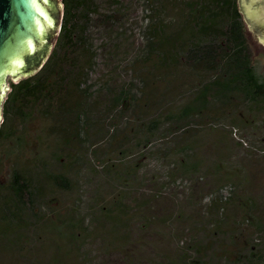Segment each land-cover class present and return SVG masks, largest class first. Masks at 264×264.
<instances>
[{
  "label": "trees",
  "instance_id": "1",
  "mask_svg": "<svg viewBox=\"0 0 264 264\" xmlns=\"http://www.w3.org/2000/svg\"><path fill=\"white\" fill-rule=\"evenodd\" d=\"M52 1L54 48L3 103L0 177L13 166L0 178V264H97L95 229L99 243L125 247L123 264H264V67L238 0H145L144 45L124 66L133 77L101 83L90 79L93 0H61L62 15ZM116 3L101 25L123 17ZM236 147L261 155L241 165ZM149 153L169 174L152 173ZM162 198L171 206L158 212ZM134 223L167 225L164 243L186 246L133 257Z\"/></svg>",
  "mask_w": 264,
  "mask_h": 264
},
{
  "label": "rangeland",
  "instance_id": "2",
  "mask_svg": "<svg viewBox=\"0 0 264 264\" xmlns=\"http://www.w3.org/2000/svg\"><path fill=\"white\" fill-rule=\"evenodd\" d=\"M121 1L123 2V6H125V7L121 6V12L123 14V17L120 18L119 15H117L114 21H111L110 23H106L105 25H101L98 14L99 13L115 14L114 10L117 9L120 4L116 3L117 0H93L94 5L96 6L98 11L97 13L95 12L91 14V21H89L87 25L86 34L97 53V58H96L97 63L94 66V68L90 70V79L92 81L96 80L98 83H101L104 79L107 78L108 75H112L115 73L118 74V78L122 82L131 79L133 77V73L131 69L124 66L127 60L131 59L132 56L138 54L137 52L139 51V48H141L142 45H144L143 24L145 22H143V18H144L145 8L143 7V3H145V0H121ZM238 5L240 8L239 0H238ZM241 13L243 17L242 19L244 23L247 42L250 45V48L254 53L256 59L259 61L258 63H260L264 67V43L263 41L260 40L258 34L253 33L242 10ZM59 27H60V23L58 26V31H59ZM58 31L56 32V36L54 38L51 50L54 48L55 41L59 36ZM113 67H115L114 70H112ZM12 80L14 79L11 76L7 78L8 86H10V82ZM1 117L3 120V112L1 113ZM224 122L226 125L227 121ZM208 126L209 125H207L206 127ZM213 127L215 128L221 127V124L220 126H213ZM249 152H250L249 150H246L243 147H239V148L236 147L233 152L235 155L233 156L232 160L237 161L236 163L238 164L246 165L248 161L253 160V157L261 155L260 153H255V152L249 153ZM148 156L149 158H143L142 160L144 163L147 164L148 167L156 170L152 173H155L157 175H164V176L166 174H169L168 171L170 170L171 165L166 163L162 158V156H158L150 153L148 154ZM261 158L264 161V157L261 156ZM12 166L13 164L9 163V161L4 162L2 169L6 170L5 173L6 176L0 177L4 182L7 181ZM251 168L254 177L258 178L260 174L257 172L256 168L254 166H251ZM175 177L178 179V183H180L181 185L178 188V190L182 189L183 187L186 188L188 187L189 181L186 182V180H184V182H182V177L178 176L177 174ZM231 191H232V184H227L222 189V192L225 193L226 195L230 194ZM108 197L109 196H107V199H110ZM165 197H167V195H164L163 198ZM210 197H211V193L207 194L205 199L207 200ZM152 206L153 208L157 209L158 212H160L163 209L168 210V208L171 206V203L167 199H163L160 202H153ZM133 225L134 226H132L131 229L132 233L130 235V238L131 241H135V244L132 243V245L126 246V248H128L127 251H129L130 249L132 250L131 255L133 257L138 255L137 254L138 252H143L145 255H148L145 252V250L144 251L141 250L142 247H145L146 250L151 251L154 247H156L157 249L158 248L162 249V247L165 248L177 247V249H182L183 247L186 246V243H184L183 240L177 241L176 238L169 246L164 243L165 237H163V235L159 236L158 233H160V231H165L167 225L157 224V225L149 226L147 232H142L140 230L141 223H137V224L134 223ZM100 228L101 231L104 229L102 226ZM95 232L92 235L91 239L89 240L88 246L90 249L89 252H91L92 257L96 261V263L123 264L125 262L124 260L125 247H123L122 250H119L112 247L111 244L109 246H104L106 243H108V241L105 240V242L102 241L101 243H99V241L97 240L98 234ZM184 241H186V238H184ZM171 254L172 252L170 254L168 253L167 255L170 256Z\"/></svg>",
  "mask_w": 264,
  "mask_h": 264
},
{
  "label": "water",
  "instance_id": "3",
  "mask_svg": "<svg viewBox=\"0 0 264 264\" xmlns=\"http://www.w3.org/2000/svg\"><path fill=\"white\" fill-rule=\"evenodd\" d=\"M253 33L264 43V0H239ZM52 0H0V122L3 101L14 80L35 73L47 59L59 26ZM62 15L63 5L58 0ZM52 4V5H51ZM58 5V4H57ZM54 33V34H53ZM37 55L39 63L27 67Z\"/></svg>",
  "mask_w": 264,
  "mask_h": 264
}]
</instances>
